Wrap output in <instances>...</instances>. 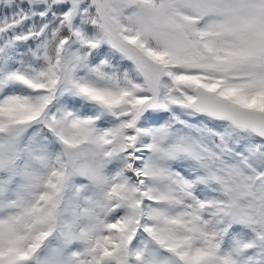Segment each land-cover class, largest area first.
<instances>
[{
    "label": "snow or ice",
    "instance_id": "obj_1",
    "mask_svg": "<svg viewBox=\"0 0 264 264\" xmlns=\"http://www.w3.org/2000/svg\"><path fill=\"white\" fill-rule=\"evenodd\" d=\"M0 264H264V0H0Z\"/></svg>",
    "mask_w": 264,
    "mask_h": 264
}]
</instances>
